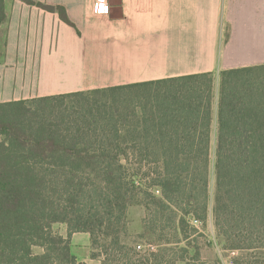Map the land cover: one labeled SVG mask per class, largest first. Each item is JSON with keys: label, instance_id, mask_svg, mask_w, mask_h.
<instances>
[{"label": "trees", "instance_id": "trees-1", "mask_svg": "<svg viewBox=\"0 0 264 264\" xmlns=\"http://www.w3.org/2000/svg\"><path fill=\"white\" fill-rule=\"evenodd\" d=\"M37 6L72 26L63 7ZM213 80L199 73L0 102V264H83L70 249L79 233L100 264L109 253L139 256L121 243L132 205L144 207L143 235L178 244L203 234ZM214 157L216 237L250 257L235 264H264V65L219 73Z\"/></svg>", "mask_w": 264, "mask_h": 264}, {"label": "crops", "instance_id": "crops-1", "mask_svg": "<svg viewBox=\"0 0 264 264\" xmlns=\"http://www.w3.org/2000/svg\"><path fill=\"white\" fill-rule=\"evenodd\" d=\"M29 1L5 0L0 102L212 73L213 138L219 73L264 65V0H108V15L94 0ZM37 4L63 7L72 26Z\"/></svg>", "mask_w": 264, "mask_h": 264}, {"label": "rangeland", "instance_id": "rangeland-1", "mask_svg": "<svg viewBox=\"0 0 264 264\" xmlns=\"http://www.w3.org/2000/svg\"><path fill=\"white\" fill-rule=\"evenodd\" d=\"M4 8H5V0H4ZM7 11V9H6ZM6 22H7V12L5 13V20L0 26V55H2L3 45H4V36L6 30ZM222 40L224 41L228 35V29L226 26L223 27L222 31ZM223 42H221V45ZM220 49V48H219ZM231 58V57H230ZM239 57H235V60H238ZM216 130L213 128V138H211L210 145V163H209V213L206 221V227L203 234L200 233L198 235L191 236L188 241H180L178 244H167V240L171 241L168 238L156 240L154 237L151 238L149 236L143 235V221L145 217V210L142 205H132L127 208L125 214L126 228H125V236L121 238V243L125 245L128 249L130 247H135V252H139L140 255L145 254H155L157 255L156 261L151 258L149 264H235V261L238 258H246V254H241L235 251V255H231L230 252L222 249L223 240L221 238H215L218 248L220 249V254H214L216 250L215 242L210 234L209 223L212 224L214 229V233L216 235V230L214 227L213 217H212V206H213V198L215 192V174H214V149H215V132ZM153 193L158 195V192L153 190ZM52 231L55 234H59L63 237H66V226L64 224H54L52 225ZM70 237V249L71 253L75 255L78 263L83 264H100V259L90 260V254L95 253L100 255L99 250L97 248L88 246V252L83 250L81 246L83 245V240H87L88 237L85 235H77L73 238ZM102 244V242L100 241ZM75 245V246H74ZM149 245L153 246V250L147 249ZM137 246H141L140 249H137ZM214 248V250H213ZM124 251V250H123ZM127 251V250H125ZM214 251V252H213ZM31 252L34 255H39L43 253V249L39 246H32ZM218 253V252H217ZM135 256L131 253L127 254V257L120 255L115 256L113 254L104 255L103 257L108 260V264H130V263H138V261H142L141 256ZM130 258L128 260L127 258ZM118 259V263L114 262L115 259ZM247 261L250 260V257L246 258ZM263 258L261 257L259 261Z\"/></svg>", "mask_w": 264, "mask_h": 264}, {"label": "built area", "instance_id": "built-area-1", "mask_svg": "<svg viewBox=\"0 0 264 264\" xmlns=\"http://www.w3.org/2000/svg\"><path fill=\"white\" fill-rule=\"evenodd\" d=\"M93 11L96 15H108L109 11H110V6L108 3V0H94V7H93ZM194 225H198L196 221H193ZM141 246H137V249H140ZM153 250L154 247L149 245V247L147 248L148 250ZM231 255H235V251L230 252Z\"/></svg>", "mask_w": 264, "mask_h": 264}]
</instances>
